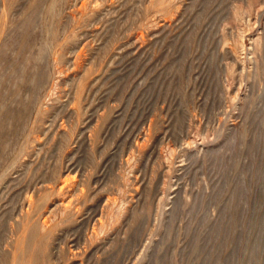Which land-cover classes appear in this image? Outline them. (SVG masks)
<instances>
[{"label":"rangeland","instance_id":"rangeland-1","mask_svg":"<svg viewBox=\"0 0 264 264\" xmlns=\"http://www.w3.org/2000/svg\"><path fill=\"white\" fill-rule=\"evenodd\" d=\"M0 264H264V0H0Z\"/></svg>","mask_w":264,"mask_h":264}]
</instances>
